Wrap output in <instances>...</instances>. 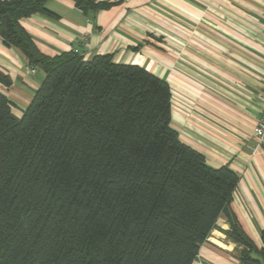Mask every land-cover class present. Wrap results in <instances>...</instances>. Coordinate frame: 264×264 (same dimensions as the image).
<instances>
[{"label": "trees", "instance_id": "trees-1", "mask_svg": "<svg viewBox=\"0 0 264 264\" xmlns=\"http://www.w3.org/2000/svg\"><path fill=\"white\" fill-rule=\"evenodd\" d=\"M47 2L0 0L3 43L45 73L22 117L0 93V264H192L223 213L242 264H264V230L259 249L230 208L238 174L180 139L169 83L110 53L44 54L22 19Z\"/></svg>", "mask_w": 264, "mask_h": 264}, {"label": "crops", "instance_id": "crops-1", "mask_svg": "<svg viewBox=\"0 0 264 264\" xmlns=\"http://www.w3.org/2000/svg\"><path fill=\"white\" fill-rule=\"evenodd\" d=\"M85 13L74 0H48L55 15L22 23L48 56L78 49L86 59L113 54L167 81L172 125L209 165L238 174L230 208L260 249L264 230V146L254 153V128L264 106V0H97ZM0 38V70L11 85L0 93L22 117L45 73ZM221 214L192 264H242L243 246L227 234Z\"/></svg>", "mask_w": 264, "mask_h": 264}, {"label": "built area", "instance_id": "built-area-1", "mask_svg": "<svg viewBox=\"0 0 264 264\" xmlns=\"http://www.w3.org/2000/svg\"><path fill=\"white\" fill-rule=\"evenodd\" d=\"M75 51H78L75 49ZM28 69L31 72H35L36 68L28 66ZM254 134L257 139L256 145L254 147V153H257L263 146H264V106L261 110L259 119L257 121V124L254 128Z\"/></svg>", "mask_w": 264, "mask_h": 264}]
</instances>
